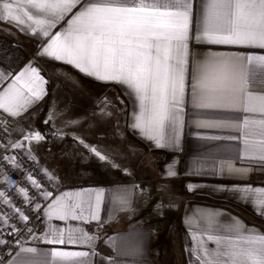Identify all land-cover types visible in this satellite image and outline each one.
<instances>
[{
    "label": "crops",
    "instance_id": "0c3cea01",
    "mask_svg": "<svg viewBox=\"0 0 264 264\" xmlns=\"http://www.w3.org/2000/svg\"><path fill=\"white\" fill-rule=\"evenodd\" d=\"M75 12L73 9L49 29L50 35L62 31ZM30 23L18 27L14 22L0 21V30L6 33H1L3 38L0 36V52L4 46H13L24 55L22 63L14 68L0 60V72L4 73L0 77V94L30 62L46 81L42 99L32 103L19 116H12L17 120L14 136L21 150L34 159L40 174L55 185L58 192L46 196L47 192L42 191L33 201L43 216L45 230L21 234L18 251L7 264H45L51 261L50 250L54 247L90 253L93 250L88 245L46 243L44 233L50 226L81 227L96 236L93 246L96 255L90 254L88 258L91 264H198L194 252L199 242L203 241L209 249L216 247L207 239L210 233L228 235L225 229L238 221L243 223L245 231L253 228L264 233V207L258 204L264 200V191H255L264 190V162L259 159L264 153L259 150L260 138L246 137L240 122L245 116L260 119L259 114L199 107L186 80L178 142H169L174 133L166 124L162 130L164 146L158 147L154 140L132 127L139 101L134 94L129 95L126 86L98 81L64 61L37 57L41 42L48 41V37L41 34L38 38L32 34ZM212 47L215 51H229ZM190 50L199 59L208 49L190 42ZM249 54H264V50H249ZM250 87L253 91L264 92V77L257 75ZM36 133L43 139H25ZM128 141L148 154L156 182L169 185L167 187L175 191L172 206L178 211L177 217L151 219L150 212L144 208L154 187L149 181L137 177L129 180L109 177L111 159ZM5 147L6 142L0 135V151ZM93 148L105 159L97 156ZM170 167L176 172L175 176L166 175ZM90 175L99 176V179L70 180L66 177ZM10 182L11 185L15 183L14 180ZM246 188L252 191L244 192ZM101 190L104 196L99 207V221L49 220L48 206L54 199L70 194L76 201L87 199L91 194L94 203L95 193ZM76 193L81 196L77 197ZM124 195L127 204L120 202ZM161 221L165 227L168 224V232L161 230ZM21 248H35L37 252H22Z\"/></svg>",
    "mask_w": 264,
    "mask_h": 264
},
{
    "label": "snow or ice",
    "instance_id": "6c2138e0",
    "mask_svg": "<svg viewBox=\"0 0 264 264\" xmlns=\"http://www.w3.org/2000/svg\"><path fill=\"white\" fill-rule=\"evenodd\" d=\"M73 9L76 12L66 21V27L50 35L49 29ZM0 21L14 22L18 27L31 22L28 27L32 34L48 37V41L41 42L37 57L64 61L98 81L126 86L129 95L134 94L139 101L132 127L158 147L164 146L162 130L166 124L174 133L169 142H178L187 80L199 107L259 114L260 119L245 116L240 122L246 137L260 138L259 150L264 153V92L250 87L257 75L264 77V54H249V50H264V0H0ZM190 42L207 48V52L197 59ZM212 46L229 51H215ZM3 75L0 72V77ZM45 83L30 62L0 94V109L19 116L42 99ZM25 139L43 137L36 133ZM92 151L105 159L95 148ZM259 159L264 162V154ZM166 175L172 177L176 172L170 167ZM103 196L102 190L97 191L93 203L91 194L76 201L65 194L48 206V218L99 221ZM120 202L127 204V196H121ZM258 204L264 207V200ZM225 232L229 234L208 235L207 239L216 244L214 249L203 241L198 243L194 252L198 264H264V233L253 228L245 231L239 221ZM96 238L81 227L50 226L44 233L46 243L88 245L93 250L54 247L50 250L51 261L45 264H91L88 258L96 255ZM21 251L36 253L37 249Z\"/></svg>",
    "mask_w": 264,
    "mask_h": 264
},
{
    "label": "built area",
    "instance_id": "2783aa9c",
    "mask_svg": "<svg viewBox=\"0 0 264 264\" xmlns=\"http://www.w3.org/2000/svg\"><path fill=\"white\" fill-rule=\"evenodd\" d=\"M17 120L0 111V135L6 147L0 151V264H7L17 253L18 237L26 232L42 233L43 216L32 203L45 191L54 195L58 188L40 174L34 159L27 156L17 144L14 128ZM14 180V185L10 181ZM35 181V183H33ZM39 185V187H37ZM19 210V211H17ZM27 216L24 220L21 216Z\"/></svg>",
    "mask_w": 264,
    "mask_h": 264
},
{
    "label": "rangeland",
    "instance_id": "374dc122",
    "mask_svg": "<svg viewBox=\"0 0 264 264\" xmlns=\"http://www.w3.org/2000/svg\"><path fill=\"white\" fill-rule=\"evenodd\" d=\"M7 32V31H6ZM5 33L0 30V36L4 37ZM9 33V32H7ZM6 34V33H5ZM10 36V33H9ZM122 151L115 153L112 160L111 167V177L112 179H133V177L140 178V180L149 181L152 188L150 191L148 200L144 205L145 211L150 212L149 216L151 219L158 220L162 219L164 216L171 215L172 217L178 216V211H175L172 204L176 199L174 197V190H170L167 186L162 185L156 182L153 173H152V164L151 160L148 158V154L141 148L138 147L134 142L128 141L123 145ZM110 174V173H109ZM69 177L70 180L74 179H99V176H66ZM155 186H161L160 188H156ZM173 186V185H172ZM150 219V221H151ZM168 224L166 223V227L164 223L161 221L160 226L161 230L168 232ZM172 232V230H171ZM171 236V235H170ZM172 238V236H171Z\"/></svg>",
    "mask_w": 264,
    "mask_h": 264
},
{
    "label": "trees",
    "instance_id": "16d2710c",
    "mask_svg": "<svg viewBox=\"0 0 264 264\" xmlns=\"http://www.w3.org/2000/svg\"><path fill=\"white\" fill-rule=\"evenodd\" d=\"M0 60L9 68H14L24 60L23 53L13 46L3 47L0 52ZM219 201H216L218 203ZM263 226V224H261Z\"/></svg>",
    "mask_w": 264,
    "mask_h": 264
}]
</instances>
